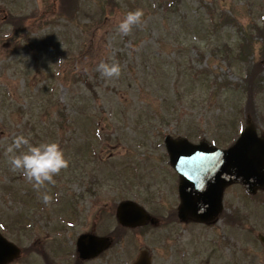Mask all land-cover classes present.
Segmentation results:
<instances>
[{"label":"rangeland","instance_id":"1","mask_svg":"<svg viewBox=\"0 0 264 264\" xmlns=\"http://www.w3.org/2000/svg\"><path fill=\"white\" fill-rule=\"evenodd\" d=\"M74 5L78 11L69 14L56 0H0V224L22 250L12 264H75L77 238L113 233L114 209L126 200L160 224L126 231L89 264H132L142 249L152 264H264L257 239L264 235V191L250 196L240 185L228 187L211 224L167 221L178 206V177L163 144L170 136L226 147L246 125L247 105L264 135V89L245 93V67H227L215 52L224 44L233 48L238 27L264 25V0ZM111 5L118 7L111 11ZM207 8L230 15L235 27L208 25ZM137 9L141 23L120 34V19ZM4 17L24 22L14 27ZM102 60L118 62L119 77H103L97 70ZM21 134L33 144L59 143L68 160L55 183L39 192L5 156ZM45 192L52 197L47 204ZM19 215L30 226L10 228V217Z\"/></svg>","mask_w":264,"mask_h":264},{"label":"water","instance_id":"2","mask_svg":"<svg viewBox=\"0 0 264 264\" xmlns=\"http://www.w3.org/2000/svg\"><path fill=\"white\" fill-rule=\"evenodd\" d=\"M170 163L179 175V194L182 205L179 217L210 222L221 211L224 189L240 183L248 193L264 188V139L258 138L249 124L236 143L227 150H218L207 142L193 145L185 139H164ZM119 222L124 226H138L149 220L148 215L132 202L117 209ZM264 243V237L259 235ZM107 239L83 235L77 241L80 258L95 257L108 248ZM19 254L14 246L0 237V264H6ZM134 264H150L146 251H142Z\"/></svg>","mask_w":264,"mask_h":264},{"label":"clouds","instance_id":"3","mask_svg":"<svg viewBox=\"0 0 264 264\" xmlns=\"http://www.w3.org/2000/svg\"><path fill=\"white\" fill-rule=\"evenodd\" d=\"M142 17L143 11L140 9L125 13L118 22L117 31L128 35L134 26L141 23ZM97 70L105 78L119 77L122 71L118 62L108 63L103 60L97 65ZM5 156L11 170L19 171L37 192L47 184H54V177L68 166V160L59 143L51 141L33 144L23 134L16 136L7 146ZM42 199L47 204L52 197L45 192L42 193Z\"/></svg>","mask_w":264,"mask_h":264},{"label":"trees","instance_id":"4","mask_svg":"<svg viewBox=\"0 0 264 264\" xmlns=\"http://www.w3.org/2000/svg\"><path fill=\"white\" fill-rule=\"evenodd\" d=\"M56 1H58L62 12H66V10L69 9V14L70 12L73 14L75 13V10L76 12L78 11V9H75L78 7V5H74L75 0ZM174 6L175 5H169L166 9L168 10V8H173ZM117 7L118 5H111V11H115ZM207 11L213 14V11L210 10V8H207ZM213 19H215L214 16H212L211 20ZM228 19L230 22L231 19L227 17V20ZM22 22H24L23 18H9L7 20V23L14 27H18V25H21ZM228 26H230V24H228ZM234 41L235 43L233 44V48L230 45L224 44L222 48L215 50V52L220 54L221 60L226 62L229 67L235 62L239 65L245 64L246 77L243 79V82L249 85V87L246 88V91L248 92L249 88H253L261 81L259 75L263 68L262 64L264 63V27L254 23V25L249 28H239L237 34L235 35ZM258 41L261 42L259 56H261L262 59L256 64L252 59L255 53L254 45Z\"/></svg>","mask_w":264,"mask_h":264},{"label":"flooded vegetation","instance_id":"5","mask_svg":"<svg viewBox=\"0 0 264 264\" xmlns=\"http://www.w3.org/2000/svg\"><path fill=\"white\" fill-rule=\"evenodd\" d=\"M2 233V232H1Z\"/></svg>","mask_w":264,"mask_h":264}]
</instances>
